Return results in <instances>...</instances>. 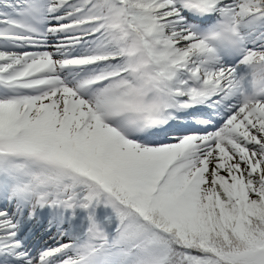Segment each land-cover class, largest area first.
<instances>
[{
  "label": "snow or ice",
  "instance_id": "snow-or-ice-1",
  "mask_svg": "<svg viewBox=\"0 0 264 264\" xmlns=\"http://www.w3.org/2000/svg\"><path fill=\"white\" fill-rule=\"evenodd\" d=\"M0 264H264V0H0Z\"/></svg>",
  "mask_w": 264,
  "mask_h": 264
}]
</instances>
